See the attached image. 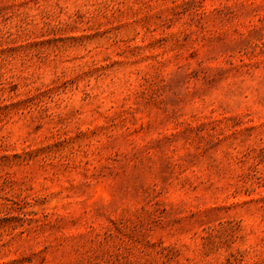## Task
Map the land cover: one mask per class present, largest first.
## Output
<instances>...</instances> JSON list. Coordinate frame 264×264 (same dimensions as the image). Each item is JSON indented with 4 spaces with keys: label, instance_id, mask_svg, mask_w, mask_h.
<instances>
[{
    "label": "rangeland",
    "instance_id": "374dc122",
    "mask_svg": "<svg viewBox=\"0 0 264 264\" xmlns=\"http://www.w3.org/2000/svg\"><path fill=\"white\" fill-rule=\"evenodd\" d=\"M0 264H264V0H0Z\"/></svg>",
    "mask_w": 264,
    "mask_h": 264
}]
</instances>
